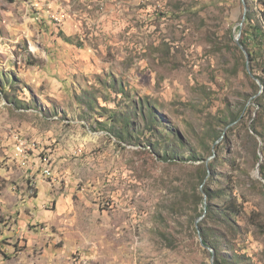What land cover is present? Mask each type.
<instances>
[{
    "label": "rangeland",
    "instance_id": "rangeland-1",
    "mask_svg": "<svg viewBox=\"0 0 264 264\" xmlns=\"http://www.w3.org/2000/svg\"><path fill=\"white\" fill-rule=\"evenodd\" d=\"M243 2L264 26V0H0V121L29 143L26 160L0 152V196H21L0 198V264H210L192 196L213 151L264 224V184L244 174L263 163L246 128L264 48L259 64L235 49ZM234 242L244 264H264V226Z\"/></svg>",
    "mask_w": 264,
    "mask_h": 264
},
{
    "label": "trees",
    "instance_id": "trees-1",
    "mask_svg": "<svg viewBox=\"0 0 264 264\" xmlns=\"http://www.w3.org/2000/svg\"><path fill=\"white\" fill-rule=\"evenodd\" d=\"M252 17L253 14L251 10L248 9L246 14L247 28L243 29L241 32L240 44L244 49H247L250 63L255 62L259 64V56H256L258 53H255L253 50L259 51L261 45L264 48V26L260 23L257 25H251L253 23ZM235 49L239 52L240 57L245 60L246 56L243 54L242 50L238 46L235 47ZM258 74L253 76L260 81L264 88V67L258 70ZM255 88L257 95L259 86L255 85ZM255 103L257 107H259V111L256 113L251 126L248 127V129L246 128V132L253 142L252 154L255 159L254 166H257L260 159L258 153L260 150L257 148V139L260 138L264 143V91L261 95L256 97ZM148 108L147 111L150 116V120L148 121L153 127V123L158 122V118L155 116L153 107ZM243 111L244 110L237 113L232 118V122L227 126L231 127L234 124L242 125L244 123V118L241 117ZM132 116H135V114ZM144 116L145 115H143L142 112V117L144 118ZM220 138L221 136L218 135L215 142H219ZM260 152L263 154V163L259 167V174L263 181L252 177L249 171L244 172V174L247 176L251 185L256 188L260 194H263L264 149ZM165 156H168V153ZM191 158L192 160L200 161V159L192 155ZM207 160L196 167L198 182H200V185L202 186V195H199L194 191L192 196V198H194V204L204 206L203 212L205 213V216L197 225L200 238L207 247L214 251V264H244L243 255L239 253L238 245L234 242V238L243 233V228L246 229L248 226L260 227L263 229L264 224L261 222V213L254 210H248L245 207L243 198L241 195H238L239 187L236 185V176L221 177L222 174L218 171V164L220 162L218 156H215V158L208 162ZM226 162L230 163L233 170H240V165L237 164V159H227ZM205 182L209 185H204ZM213 183L216 186L215 188L211 186ZM203 194L206 195V204L204 205ZM244 224L245 227L242 226Z\"/></svg>",
    "mask_w": 264,
    "mask_h": 264
},
{
    "label": "crops",
    "instance_id": "crops-1",
    "mask_svg": "<svg viewBox=\"0 0 264 264\" xmlns=\"http://www.w3.org/2000/svg\"><path fill=\"white\" fill-rule=\"evenodd\" d=\"M24 130L23 128H20V126H18L17 124H13V126H11L10 124H3L0 121V152H2L1 157L3 156H7L8 157H13V153H14V143H13V137L12 134L14 131L17 130ZM26 136H28V138H30V141H34L32 139H36L37 138V133H33L30 132L28 134H25ZM26 139V138H25ZM13 159V158H12ZM5 166L11 167L12 164H9L8 162L5 164ZM6 168H3V170L5 171ZM28 196V195H27ZM26 195L24 196V198L27 197ZM1 198V204H3V206L6 207H12L18 204V200L21 199V196L12 192L10 189L6 188L5 190L2 191V194L0 196ZM34 203V199H30L27 202V208L30 206H33ZM23 219L21 218V220L14 222V223H20V224H24L25 221H22ZM15 227V224H14ZM8 230L14 231L15 229L7 227ZM4 233V231H3ZM1 236H4L1 233Z\"/></svg>",
    "mask_w": 264,
    "mask_h": 264
},
{
    "label": "water",
    "instance_id": "water-1",
    "mask_svg": "<svg viewBox=\"0 0 264 264\" xmlns=\"http://www.w3.org/2000/svg\"><path fill=\"white\" fill-rule=\"evenodd\" d=\"M243 1H244V0H243ZM243 5H244V9H245V10H244V16H243L242 22L238 25V27H239V32H238V34L235 36L234 41H235L236 45L242 50V52H243L244 54H246L245 49H244V48L241 46V44H240L241 27L243 26V22H244V20H245V14H246V5H245L244 2H243ZM246 55H247V54H246ZM247 63H248V57H247ZM251 78H252V79L257 83V85L259 86L260 91H259L258 95H260V94L263 92V86H262V84H261L260 81L257 80L252 74H251ZM258 95H257V96H258ZM228 128H229V127H228ZM217 143H218V142H217ZM217 143H216V144H217ZM260 157H261V154H260ZM213 158H215V152H214V151H213V155L207 160V162H208L209 160L213 159ZM260 160H261V159H260ZM260 163H261V161H260ZM260 163H259V164H260ZM255 177L258 178L259 180L263 181V180L261 179V177H260V174H259V165H258L257 170H256V172H255ZM203 196H204V204H206V195L203 194ZM201 218H202V217H201ZM201 218L198 219L197 223L201 220ZM199 242H200V246H201L203 249L210 251V254H211L210 264H214V251H213L212 249H210L209 247H207V246L203 243V241H202L201 238H199Z\"/></svg>",
    "mask_w": 264,
    "mask_h": 264
},
{
    "label": "built area",
    "instance_id": "built-area-1",
    "mask_svg": "<svg viewBox=\"0 0 264 264\" xmlns=\"http://www.w3.org/2000/svg\"><path fill=\"white\" fill-rule=\"evenodd\" d=\"M52 18L55 20L56 23L60 24L62 22L64 16H62V15L61 16H53ZM14 151H15V155H20V158L22 160L27 159L28 148L25 145L18 144L17 142H15L14 143ZM44 174L48 176V175H50V172L45 170Z\"/></svg>",
    "mask_w": 264,
    "mask_h": 264
},
{
    "label": "bare ground",
    "instance_id": "bare-ground-1",
    "mask_svg": "<svg viewBox=\"0 0 264 264\" xmlns=\"http://www.w3.org/2000/svg\"><path fill=\"white\" fill-rule=\"evenodd\" d=\"M14 141L17 142L18 144H23V145H25L27 148H29V146H28L29 143H27L28 141H26L24 138H22L20 135H18V133L15 134V136H14ZM15 142H14V143H15ZM215 155H216V154H215ZM18 156L20 157V155H18Z\"/></svg>",
    "mask_w": 264,
    "mask_h": 264
}]
</instances>
